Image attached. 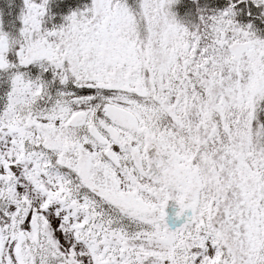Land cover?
Returning a JSON list of instances; mask_svg holds the SVG:
<instances>
[{
  "label": "snow or ice",
  "instance_id": "snow-or-ice-1",
  "mask_svg": "<svg viewBox=\"0 0 264 264\" xmlns=\"http://www.w3.org/2000/svg\"><path fill=\"white\" fill-rule=\"evenodd\" d=\"M0 264H264V0H2Z\"/></svg>",
  "mask_w": 264,
  "mask_h": 264
},
{
  "label": "rangeland",
  "instance_id": "rangeland-1",
  "mask_svg": "<svg viewBox=\"0 0 264 264\" xmlns=\"http://www.w3.org/2000/svg\"><path fill=\"white\" fill-rule=\"evenodd\" d=\"M0 2H2V0H0Z\"/></svg>",
  "mask_w": 264,
  "mask_h": 264
}]
</instances>
